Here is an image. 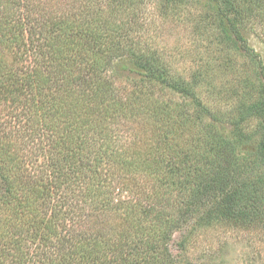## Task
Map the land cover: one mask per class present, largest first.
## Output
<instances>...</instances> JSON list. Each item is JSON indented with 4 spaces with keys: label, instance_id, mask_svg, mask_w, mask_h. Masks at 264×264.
Here are the masks:
<instances>
[{
    "label": "trees",
    "instance_id": "trees-1",
    "mask_svg": "<svg viewBox=\"0 0 264 264\" xmlns=\"http://www.w3.org/2000/svg\"><path fill=\"white\" fill-rule=\"evenodd\" d=\"M208 1L261 81L229 129L152 50L150 0H0V264H178L189 226L264 228V0Z\"/></svg>",
    "mask_w": 264,
    "mask_h": 264
},
{
    "label": "rangeland",
    "instance_id": "rangeland-1",
    "mask_svg": "<svg viewBox=\"0 0 264 264\" xmlns=\"http://www.w3.org/2000/svg\"><path fill=\"white\" fill-rule=\"evenodd\" d=\"M150 1L147 18L152 50L202 99L218 106L220 127L229 129L227 121L235 117L239 106L258 98L261 81L256 65L226 33L215 4L208 0ZM263 26L248 29L246 36L264 56ZM130 68L122 69L121 81L135 77ZM171 96L179 101L177 95ZM258 123L252 121L250 130L255 131ZM254 146L255 141L249 142L246 151ZM171 250L178 264H264V228L243 230L224 222L189 226L174 235Z\"/></svg>",
    "mask_w": 264,
    "mask_h": 264
}]
</instances>
